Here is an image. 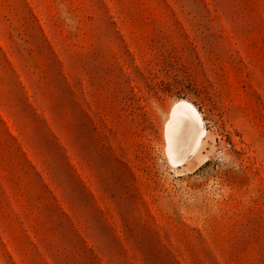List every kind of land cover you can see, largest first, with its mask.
Instances as JSON below:
<instances>
[{"label":"rangeland","instance_id":"1","mask_svg":"<svg viewBox=\"0 0 264 264\" xmlns=\"http://www.w3.org/2000/svg\"><path fill=\"white\" fill-rule=\"evenodd\" d=\"M0 264H264V0H0Z\"/></svg>","mask_w":264,"mask_h":264},{"label":"bare ground","instance_id":"2","mask_svg":"<svg viewBox=\"0 0 264 264\" xmlns=\"http://www.w3.org/2000/svg\"><path fill=\"white\" fill-rule=\"evenodd\" d=\"M205 130L196 108L185 100L177 101L166 125L167 154L179 166L196 153Z\"/></svg>","mask_w":264,"mask_h":264}]
</instances>
